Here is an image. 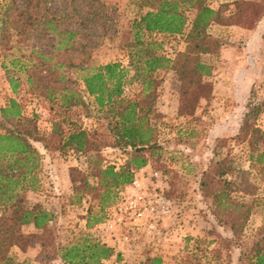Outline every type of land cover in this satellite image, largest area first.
<instances>
[{"label": "trees", "instance_id": "1", "mask_svg": "<svg viewBox=\"0 0 264 264\" xmlns=\"http://www.w3.org/2000/svg\"><path fill=\"white\" fill-rule=\"evenodd\" d=\"M129 1L136 9L130 21L134 41L123 46L132 61L135 53L144 57L142 72L148 73L133 98L123 97L124 84L129 79L120 63H104L93 70V65L87 64L91 53L88 47L95 45L90 30L99 22L101 11L108 9L103 0H3L0 3V47L11 48V39L15 35L24 36L27 29H38L47 36L49 47L33 49L32 54L37 59L24 64L26 83L33 92L60 106L64 113L63 117L51 120L47 140L30 132L27 135L17 131L0 133V264H26L12 249L25 251L37 237L41 238L44 249L53 245L54 214L38 203L30 204L24 194L17 192L21 177L36 165L34 157L36 159L38 152L30 138L41 141L45 148L71 150L86 158L85 171L75 166L68 170L74 197L79 202L82 194L88 193L97 202L94 208L92 205L87 208L86 228L104 222L106 206L111 204L120 187L133 183L138 170L162 156L163 145L155 125L163 116L155 107L160 79L152 74L158 70H173L178 87L177 114H194L201 98L211 99L210 78L218 65L220 49L229 45L227 39L210 34L211 24L253 30L264 17V0H229L217 6H212L208 0ZM143 31L185 32V48L170 59L158 51V42L141 39ZM77 70L88 71L82 75L84 91L96 105L93 113L97 126L90 131L78 123L80 114L75 107L81 105L90 109L82 94L72 86L75 79L68 72ZM9 83L16 92L18 83L13 78ZM263 110L264 101L248 103L238 132L229 139L245 145L242 154L228 162L229 158L221 157L228 140L217 138L211 149L210 170L204 171L199 181L200 195L209 203L212 216L236 237L224 239L227 249L235 247L230 243L241 236L253 208V202L236 200L231 192L253 194L258 188L256 180L264 182V130L256 123ZM0 113L2 119L17 118L21 115L20 104L10 98L8 104L0 108ZM108 147L126 155L119 168L103 165L101 152ZM26 226L34 231L25 232ZM257 234L258 238L246 246L245 251H240L238 260L244 255L247 264H264V224ZM51 252L52 257L59 258L63 264H103L112 257L116 264H124L121 252L89 232ZM161 263L159 256H147L141 262Z\"/></svg>", "mask_w": 264, "mask_h": 264}, {"label": "rangeland", "instance_id": "2", "mask_svg": "<svg viewBox=\"0 0 264 264\" xmlns=\"http://www.w3.org/2000/svg\"><path fill=\"white\" fill-rule=\"evenodd\" d=\"M103 1L108 9L101 11L99 22L90 30L95 45L88 47L91 53L87 64L93 65V70L104 63H120L129 79L124 84L123 97L133 98L143 86L141 80L148 77V73L142 72L144 57L135 53L132 61L128 49L123 46L134 41L130 21L136 9L129 0ZM208 1L217 6L229 0ZM258 24L253 30L211 24L210 34L227 39L229 45L220 49L218 65L210 78L213 84L211 99L201 98L192 115L177 114L178 87L174 71L158 70L152 74L160 79L155 107L163 116L155 125L163 145L162 156L138 170L133 183L120 187L111 204L106 206L104 222L86 228L87 208L91 205L94 208L97 202L88 193H83L79 202L74 197L68 170L75 166L85 171L86 158L71 150L45 148L41 141L30 138L38 152L36 159L34 157L36 165L21 177L17 192L24 194L30 204L38 203L54 214L51 222L54 239L53 245L46 249L41 247L40 237L33 239L25 251L13 248L18 259L26 264H63L59 258L52 257L51 250L89 232L121 252L124 264H141L147 256L161 257V264H247V257L241 255L238 260V255L258 238L257 230L264 224V182L256 180L258 188L253 194L231 192L236 200L253 202V208L241 236L230 243L235 247L227 249L224 239L233 234L212 216L209 203L200 195L199 181L202 173L210 170L211 149L217 138L228 140L221 150V157L229 158L228 162L242 154L245 145L229 139L238 132L248 103L264 101V17ZM140 37L144 41L158 42V51L170 59L185 48V32L143 31ZM47 42V36L33 28L27 29L24 36L15 35L11 48L0 47V108L7 105L10 98L16 99L21 107V115L17 118L2 119L0 113V133L17 131L27 135L30 132L47 140L51 120L64 116L60 106L33 92L26 83L24 64L36 60L32 50L48 48ZM86 72L77 70L68 74L75 79L72 86L82 94L90 109L81 105L75 107L80 114L78 123L90 131L97 126L93 113L96 105L84 91L82 75ZM10 78L18 83L16 92L10 87ZM256 123L264 130V110ZM101 155L103 165L112 164L116 168L126 159L119 149L111 147L102 150ZM137 212L142 214L137 215ZM24 231L33 232L34 229L26 226ZM103 264L116 263L112 257Z\"/></svg>", "mask_w": 264, "mask_h": 264}, {"label": "built area", "instance_id": "3", "mask_svg": "<svg viewBox=\"0 0 264 264\" xmlns=\"http://www.w3.org/2000/svg\"><path fill=\"white\" fill-rule=\"evenodd\" d=\"M134 201H132L131 203L134 205L133 203ZM142 213L141 212H137V215H141Z\"/></svg>", "mask_w": 264, "mask_h": 264}, {"label": "crops", "instance_id": "4", "mask_svg": "<svg viewBox=\"0 0 264 264\" xmlns=\"http://www.w3.org/2000/svg\"><path fill=\"white\" fill-rule=\"evenodd\" d=\"M261 24V22L258 24V26Z\"/></svg>", "mask_w": 264, "mask_h": 264}]
</instances>
